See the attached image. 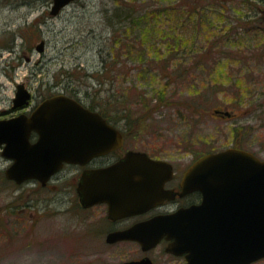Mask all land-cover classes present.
I'll return each mask as SVG.
<instances>
[{
	"label": "rangeland",
	"instance_id": "obj_1",
	"mask_svg": "<svg viewBox=\"0 0 264 264\" xmlns=\"http://www.w3.org/2000/svg\"><path fill=\"white\" fill-rule=\"evenodd\" d=\"M178 1L75 0L53 15V0H0V118L22 112L12 110L18 83L32 92L30 107L60 92L102 107L107 91L96 88L105 58L109 65L118 62L114 86L127 99L122 119L140 131L130 146L180 168L192 157L236 146L264 159V38L256 30L235 31L239 17L254 13L252 0L248 6L241 0L212 3L207 32L205 25L200 30V23L185 22L189 16L175 7ZM173 28L181 41L175 51L168 45ZM206 35L226 44L215 56L203 52ZM220 75L254 80L248 101L242 97L241 106H233L238 91L230 87H220L219 94L211 89L209 97L197 91ZM215 108L229 109L233 117ZM9 164L0 158V264H106L136 255L131 244L106 253L92 244L83 221L102 214V207L84 209L68 200L67 190L42 189L35 181L16 185L6 178ZM252 264H264V258Z\"/></svg>",
	"mask_w": 264,
	"mask_h": 264
},
{
	"label": "water",
	"instance_id": "obj_2",
	"mask_svg": "<svg viewBox=\"0 0 264 264\" xmlns=\"http://www.w3.org/2000/svg\"><path fill=\"white\" fill-rule=\"evenodd\" d=\"M72 1L53 0L51 14H59ZM44 44L45 41L41 40L37 49L42 52ZM31 96L30 90L18 83L12 108L28 105ZM216 112L231 115L228 110L217 109ZM32 131L39 134L34 143L30 141ZM121 143L122 134L116 127L99 112L86 108L78 99L66 94L44 99L30 115L22 112L0 119L1 154L12 160L5 175L16 183L29 179L46 183L64 162L86 163L116 149ZM171 171L172 165L166 160H154L146 153L130 152L124 159L84 173L79 189L81 203L89 207L107 202L109 213L119 216L142 212L162 199L163 184ZM161 175L165 176L162 180L159 179ZM202 175L207 197L220 193L226 204H229V198H236V205L228 206L236 215L231 224L236 223L231 230L227 252L214 251L207 246V250L201 253L197 242L192 243L190 237H197V230L194 228L187 233L184 217L192 216L189 223L196 226L197 205L114 232L109 235V241L133 239L149 248L162 235L168 234L176 238L178 251L189 252L187 264H250L264 258V160L237 148L206 153L188 169L182 183L183 192L203 187L199 179ZM145 176H156L152 186L149 179L146 183L137 180ZM221 208L226 206L221 205ZM188 238L189 242L185 243ZM121 264L149 263L132 260Z\"/></svg>",
	"mask_w": 264,
	"mask_h": 264
},
{
	"label": "flooded vegetation",
	"instance_id": "obj_3",
	"mask_svg": "<svg viewBox=\"0 0 264 264\" xmlns=\"http://www.w3.org/2000/svg\"><path fill=\"white\" fill-rule=\"evenodd\" d=\"M64 93V92H63ZM84 106L88 107L91 110H98L99 108L91 107L87 103L84 102ZM35 106H28L26 108H22V112L30 114L34 110ZM218 108H215V111ZM13 110V109H12ZM224 110V109H222ZM101 112V111H100ZM103 114V113H102ZM223 114V113H220ZM16 114H11L10 116L3 117L9 118L15 116ZM104 115V114H103ZM224 115V114H223ZM233 117V113L232 116ZM226 116V118H230ZM110 122V121H109ZM112 125L116 126L122 132V143L121 145L102 155L95 156L90 159L86 163H70L64 162L60 171L55 173L46 183H42L38 180L35 181L39 187L46 190L54 189V191H68L69 198L68 200L74 199L76 200L82 208H84L80 203V186L82 177L85 172L89 173L100 167L106 166L108 164L114 163L122 158H124L129 152H145L149 157L153 159H165L164 157L154 156L151 152L146 150H142L139 148H135L129 145V139L131 136L135 137L133 133L140 132L139 129L130 128V125L127 124L125 120H121L120 123H115L113 121L110 122ZM39 138V134L36 131H32L30 141L32 143L36 142ZM236 148L243 149L242 147L236 146ZM3 149V145H0V158H4L11 164V160L7 159L5 156L1 154ZM203 155V154H202ZM201 156V155H200ZM200 156L192 157V161L183 167H178L174 162L168 160L172 164V171L170 177H166L163 184V193L160 195L162 198L159 203L145 211L140 213L130 214V215H115L110 214L107 203H98L91 207H87L84 209H90L93 207H102L103 213L97 216H89L83 221V229H85L86 235L89 239H93V245L98 247L102 246L105 250L104 253L112 250L119 249L124 245L131 244L134 245L138 250L136 255L133 254L132 257H129L125 260H118L111 263L106 264H121L125 261H147L149 264H187L189 254L188 251H178L176 246V238L171 237L168 234L162 235L158 241L149 248H144L142 244L133 239H123L116 241H109L108 237L110 234L118 231H122L125 229H129L136 225L137 223H141L144 221H148L150 219L171 215L178 212L180 209H189L190 207L197 205L198 206V214H197V225L194 226L189 222L193 220L192 216L186 215L184 218L187 220V224L184 226L187 233L194 228L197 230V237L192 238V243L197 242V247L199 252H204L207 250V246L214 251H225L227 252L230 246V234L232 228H235L234 224H231V219L233 217L236 218V215L233 214V210L231 207H228L232 204L236 205V198H229V204H226L220 198V193L218 195L210 194L207 197V193L205 192V177L202 175L199 179L202 182L200 187L196 190H192L189 192H183L182 183L184 177L190 167V165ZM194 158V159H193ZM9 164V165H10ZM163 172H165L163 170ZM165 176H159V179H164ZM152 186L153 181L156 180V176L152 178L141 177L137 178L139 181L148 182ZM14 182V181H12ZM30 181H27L29 183ZM15 183V182H14ZM26 183V182H25ZM16 184V183H15ZM24 184V183H22ZM19 184V185H22ZM18 185V184H16ZM248 197V193H247ZM66 201V197L62 198L61 202ZM216 201V203H214ZM248 201V198L245 199ZM214 203V204H213ZM209 205V206H206ZM218 206L216 209L213 206ZM221 205L226 206V208H221ZM235 209V207H233ZM236 213V210H235ZM189 242V238L185 243ZM201 250V251H200ZM98 254L100 255L101 250L97 249ZM87 261V260H85Z\"/></svg>",
	"mask_w": 264,
	"mask_h": 264
},
{
	"label": "trees",
	"instance_id": "obj_4",
	"mask_svg": "<svg viewBox=\"0 0 264 264\" xmlns=\"http://www.w3.org/2000/svg\"><path fill=\"white\" fill-rule=\"evenodd\" d=\"M241 1L248 6L249 0H241ZM227 2H228L227 0H179L176 3L175 7H179L182 10L184 9V11L187 12L186 16H189V19L188 21H185V22L187 23L196 22L195 23L196 26L199 25L200 23V27H199L200 30L205 25L204 31L207 32V31H210V29L213 26V24H211L212 23L211 18H209L211 16V11H209L208 8H212L213 6L212 3H216L218 5L225 7L224 5ZM249 4L251 5L252 10H254V13L250 15H248L247 13L244 17H239L237 21V25L235 27L236 29L235 31H238L240 27L243 31L242 34L248 33V31L256 30L261 34L262 38H264V0H252ZM158 14L159 12H157V10L151 11V15L154 17H156ZM116 15L119 16V13L116 12ZM191 17L192 18L195 17L196 21L191 20L190 19ZM205 23L209 25H206ZM172 32L173 33L168 36L169 39L170 38L172 39V41H170L168 45L171 51L172 50L175 51L174 49L176 47L177 48L179 47L180 45L179 43L181 41L179 42V39H180L179 33L176 32L175 29ZM238 33L240 32L238 31ZM194 35L196 36V33ZM192 38L193 36H190V38L187 37L185 40L183 39V41L185 43H190V41H192ZM215 39L217 40L214 41V38L212 39L211 37L207 35L205 36L204 43L206 41V42H209V44H207L208 46L206 48L203 47L204 54H211L215 56L217 54L218 48L226 46V44H223V45L220 44L219 38H215ZM232 39L233 38L230 35L226 43H230ZM108 61H109L108 59H105V58L102 59V68L100 70L101 71L100 76L102 77V79L99 78L100 79L99 87L96 88V92L98 91L99 93L101 91H104V89L107 91V93H105L104 95L105 100L103 102V105L100 104L102 107L98 106L97 104H93V103L91 104L93 108L95 107L99 108L100 111L104 114V116L108 120H111L114 122L117 120L118 122L122 118L126 117L125 116V112H126L125 106L127 105L126 103L127 99H126V96L122 94L121 90L118 89V86L117 87L114 86L115 80L119 82V77H118V74L116 73L118 62L110 61V65H109ZM114 65L116 66V68H114V73H113L112 66ZM107 76H110V78ZM107 79H111V80L108 81ZM108 83H109V87L106 88L105 86ZM254 84H255V81L251 80L250 78L247 79L246 76L226 78L223 75H220L219 77L211 78L210 80L205 79V85L203 81V85L199 87V90L197 91L202 96L209 97L211 89H215L213 93L219 94L220 87H230L231 89L238 91L237 95L231 96L235 101L233 103L230 101V103H232L233 106L235 107H239L241 106L240 101L242 100V97L244 98V101L246 102L248 101L247 100L248 96L252 95ZM166 85L168 86V84ZM166 85L164 89L167 87ZM115 89L116 91H114ZM68 93L74 96L72 92H68ZM122 111H125V112H122Z\"/></svg>",
	"mask_w": 264,
	"mask_h": 264
}]
</instances>
